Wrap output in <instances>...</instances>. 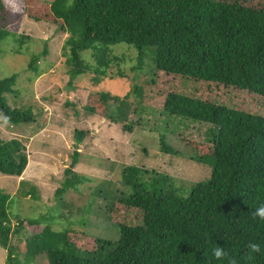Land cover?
<instances>
[{"label": "trees", "instance_id": "1", "mask_svg": "<svg viewBox=\"0 0 264 264\" xmlns=\"http://www.w3.org/2000/svg\"><path fill=\"white\" fill-rule=\"evenodd\" d=\"M12 12L9 3L0 0V53L1 43L8 39L30 37L7 28ZM22 12L67 33L61 49L68 85L88 72L97 85L105 77L126 78L118 69L108 72L125 62L126 56L111 47L124 42L138 52L132 69L138 70L147 53L153 58L149 82L165 74L184 83L234 87L264 97V0H24ZM84 50L89 51L88 60L82 57ZM38 61L39 54H32L28 62L34 77L40 73ZM18 77L12 73L0 79V115L12 125L35 120L31 107L12 108L8 103L6 96L14 100L21 92ZM87 96L85 113L132 131L133 123L126 122L127 107L134 96L142 97L141 85H132L122 96L109 90ZM163 111L213 126L212 145L194 156L210 167L208 178L193 183L183 194L172 188L174 182L165 173L154 172L145 185L134 181L145 169L125 166L122 179L126 185L133 182L132 191L112 203L141 210L140 223L111 221L118 227V238L94 237L92 248L79 243L92 237L47 225L23 237L22 262L32 264L44 254L47 264H230L231 260L264 264V220L253 216L264 204V115L176 91L165 94ZM83 135L82 130L74 131L78 142ZM24 150L21 140L0 137V173L20 176L27 162ZM160 150L175 154L162 137ZM78 157L74 151L58 195L86 180L73 170ZM30 189L34 196L35 188ZM9 197L0 190V247L7 250V264H20V246L14 248L11 238L21 233L23 222L12 224ZM27 224L35 222L27 220ZM249 243L259 244L261 252L249 255ZM216 246L225 249L224 259L213 257Z\"/></svg>", "mask_w": 264, "mask_h": 264}, {"label": "rangeland", "instance_id": "2", "mask_svg": "<svg viewBox=\"0 0 264 264\" xmlns=\"http://www.w3.org/2000/svg\"><path fill=\"white\" fill-rule=\"evenodd\" d=\"M23 2L8 0L10 9L15 4L19 11L9 16L7 28L18 36H30L29 40L8 39L1 43L3 52L0 53V79L12 73L19 75L17 88L21 92L14 100L6 96L8 103L12 108L31 107L35 119L31 123L12 125L5 123L0 115V137L21 140L27 159L20 176L0 173V190L11 199L7 201L11 222L14 226L19 220L23 222L20 230L23 236L20 233L11 238L14 248L20 246V264H25L22 262L23 237L47 225L55 230H78L84 236L92 237L79 241L84 247L92 248L94 237L118 238V227L111 221L140 223L141 210L119 203L116 207L112 203L120 195L127 196L132 191L133 182L126 185L122 179L125 166L145 169V173H139L134 179L145 185L152 180L154 172L165 173L174 182L172 188L183 194L193 183L208 178L210 167L199 163L194 156L212 145L209 133L213 126L164 112L167 92L176 91L264 115V97L248 91L234 87L216 88L214 84L184 83L165 74H158L149 82L155 67L153 58L151 60L147 53L138 70L132 69L138 52L124 42L111 47L114 53L126 56L125 62L108 72L118 69L126 78L105 77L97 85L91 82L88 72L75 76L68 85L66 57L61 49L67 33L53 23L28 18L22 12ZM32 54H39L40 73L36 77L28 68ZM82 57L88 60L89 51L84 50ZM134 84L141 85L142 97L134 96L129 100L126 122L133 123L132 131L122 129L120 123L106 117L85 113L84 106L89 103L87 95L91 92L109 90L122 96ZM76 129L84 132L80 142L74 137ZM160 137L174 148L175 154L160 150ZM74 151L79 152V157L73 170L86 180L58 195L57 190L62 186L65 169L71 167ZM30 187L35 188L34 196L29 192ZM27 220H33L35 224L29 225ZM6 256L7 250L0 247V264H7ZM32 264H47V259L42 254Z\"/></svg>", "mask_w": 264, "mask_h": 264}, {"label": "clouds", "instance_id": "3", "mask_svg": "<svg viewBox=\"0 0 264 264\" xmlns=\"http://www.w3.org/2000/svg\"><path fill=\"white\" fill-rule=\"evenodd\" d=\"M6 2H8V0H6ZM11 9L14 12L19 11V9L16 7L15 4L11 5ZM4 122L7 123L8 122V118H3ZM10 199V197H9ZM11 200V199H10ZM253 216L254 217H258L261 220H264V204H261L260 206H258L255 211L253 212ZM248 249H249V255L251 253H260L261 252V248L260 245L257 243H249L248 245ZM212 255L215 259L217 260H221L224 259L227 256V253L225 251V249L223 247L220 246H216L212 249ZM230 264H236L235 260H231Z\"/></svg>", "mask_w": 264, "mask_h": 264}]
</instances>
